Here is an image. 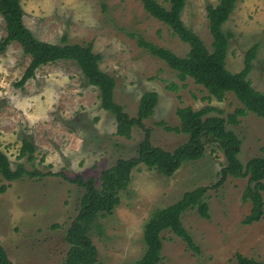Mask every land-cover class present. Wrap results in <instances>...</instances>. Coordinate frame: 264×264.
Returning a JSON list of instances; mask_svg holds the SVG:
<instances>
[{"label":"rangeland","instance_id":"rangeland-1","mask_svg":"<svg viewBox=\"0 0 264 264\" xmlns=\"http://www.w3.org/2000/svg\"><path fill=\"white\" fill-rule=\"evenodd\" d=\"M157 1L167 6L165 0ZM218 2L186 0L181 13L184 25L209 50L212 37L205 8ZM20 4L23 24L37 40L92 44L93 52L102 57L100 69L115 81L114 101L129 116H136L144 93L157 94L152 116L143 121L155 147L172 152L187 141L185 135L166 130L180 125L179 107L195 111L213 107L218 112L211 115L224 120L240 107L231 93L218 102L191 79L181 82L176 72L138 45L142 38L179 57L189 51L167 26L143 10L139 0H21ZM223 31L230 34L225 64L231 73L243 68L245 53L257 46L248 78L255 90L264 93V0H237ZM5 36L0 16V41ZM29 63L30 57L17 43L0 52V151L12 169L21 163L45 176L14 182L0 176V188L6 186L0 192V245L12 264H61L68 250L66 231L84 193L76 179L93 178L99 188L104 170L137 155L144 130L134 127L131 139L117 136L115 119L102 109L98 89L87 83L72 61L42 66L22 88L15 87ZM172 85L178 89L172 90ZM238 121L236 126L227 122L226 128L240 142L239 163L264 160V119L249 113ZM23 140L35 147L31 162L16 158ZM225 166L222 151L209 142L200 160L183 163L170 178L143 165L136 167L113 214L98 220L103 234H91L98 252L96 264H135L145 251L143 228L152 213L198 187H207L209 219L192 209L181 216L198 253L164 231L158 264H237V253L264 262V214L258 222L243 224L251 209L242 198L247 178L228 176L220 182Z\"/></svg>","mask_w":264,"mask_h":264},{"label":"trees","instance_id":"trees-1","mask_svg":"<svg viewBox=\"0 0 264 264\" xmlns=\"http://www.w3.org/2000/svg\"><path fill=\"white\" fill-rule=\"evenodd\" d=\"M143 10L153 19L167 26L174 36L189 47L188 53L179 57L172 51L139 39L138 45L150 55L162 60L171 70L176 72L178 80L185 82L191 79L194 84L202 86L209 94L221 102L228 93L234 95L240 107L227 115V120L220 116L211 115L218 112L213 107H202L193 110L190 107L177 108L178 127H166L167 131L183 134L187 141L172 152H167L151 143L150 131L145 128L143 121L150 118L157 105L158 96L155 92L144 93L140 100L135 117L124 112V108L114 101L115 81L109 74L103 72L99 63L101 55L93 52L91 43L67 44L63 39L60 45H53L37 40L23 24L21 0H0V16L2 17L6 36L0 41V52L11 43H17L25 55L30 57V63L15 87L22 88L34 78L35 72L42 66L58 61L74 62L84 75L87 83L98 89L99 99L103 110L109 112L115 119V134L125 139H131L134 127L144 130V137L137 145L136 156L130 159H119L115 165L104 170L100 175V187L95 180L85 181L76 179V183L84 189L80 199L79 211L66 231L65 242L68 244L66 256L61 264H96L98 252L92 242L91 234L96 231L103 234L99 219L111 216L120 204V192L127 189L131 181L132 171L139 165L170 178L178 171L183 163L200 160L205 154L206 143H216L222 151L226 166L220 171L223 182L228 176L247 178V185L242 198L251 204L250 213L244 218L243 224H251L261 220L264 214V160L260 157L249 160L241 165L237 155L240 142L233 131L226 128V123L236 126L239 117L249 113L264 119V93L255 90L248 76L252 70L257 46L250 48L244 55V66L237 73L226 69L225 59L230 34L223 31V25L228 21L237 0H219L215 6H206V18L212 37L211 50L194 32L189 30L181 19V13L186 0H165L167 6L157 0H139ZM169 87V86H168ZM172 90L178 87L172 85ZM160 125L165 126L162 122ZM35 147L23 140L17 159L26 158L33 161ZM0 176L7 182L21 180L24 177L40 179L45 176L37 170L29 171L19 163L14 169L7 156L0 151ZM220 183L215 186H219ZM6 186L0 188L4 192ZM207 187H198L185 192L174 204L154 211L144 225L143 243L145 251L135 264H158L162 257V232L169 231L186 243L187 247L198 253V247L192 236L181 222L182 214L196 210L200 217L209 219L208 204L204 201ZM237 264H264L252 258L235 255ZM0 264H12L6 251L0 245Z\"/></svg>","mask_w":264,"mask_h":264}]
</instances>
